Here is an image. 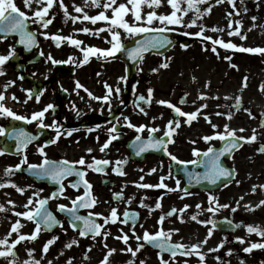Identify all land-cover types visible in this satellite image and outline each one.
Listing matches in <instances>:
<instances>
[{"label":"flooded vegetation","instance_id":"obj_1","mask_svg":"<svg viewBox=\"0 0 264 264\" xmlns=\"http://www.w3.org/2000/svg\"><path fill=\"white\" fill-rule=\"evenodd\" d=\"M260 2L221 0L217 3L216 0H209L206 5L201 4L200 9L201 12L211 9L208 14L214 30H218L219 10H225L224 6L228 5L226 24L238 25L244 36L255 38L253 46H248V41L244 42V46L264 48V4ZM105 3L99 0L100 6L95 5L89 16L105 11L102 7ZM117 6L115 3L105 11L110 17L108 21L93 23L84 18L74 20L66 14L57 15L54 2L45 17L51 23L45 28L37 22L32 9L20 3L19 8L30 17L35 37L29 55L17 48L16 38L0 35V56L8 57L0 64V94L4 96L0 104L11 109L16 116L27 118L17 119L0 110V128L4 129L0 134V158L4 157V162L12 164L11 168L18 171L21 180L34 184L33 188L40 197H34L33 211L39 207L38 201L46 200L44 208L49 209L59 222L58 228L47 232L49 241L53 242L48 244L46 256H41L44 261L39 264H46L48 257L47 264H69V261L70 264H101L110 249L115 251L108 257V264H162V259L169 264H231L233 252L227 246L232 243L240 247L239 239L232 236L244 230V226L237 223L238 228L234 232H222L211 225L216 218H238L232 215L228 197L216 194L229 185L209 192L191 189L185 194L184 181L174 170L180 161L196 160L195 152L199 151L200 145V140L195 138L200 126L198 101L190 99L189 88L182 81L190 78L192 85L195 82L202 85L197 73L209 58L214 59L215 53L207 50L203 43L217 48L212 40L205 37L217 39L218 36L185 34L179 27L170 29L168 31L182 32L173 48L178 49L177 55L172 53L173 49L162 55L145 54L139 66L128 76L127 67L117 52L107 55L103 51H89L90 48H112L113 31L119 32L122 45L141 34H129L127 30L111 24L113 9ZM147 12L148 7L141 11L142 17ZM124 19L129 24L137 23L129 11ZM243 22L249 30L243 28ZM137 26L146 27L147 24L141 21ZM148 27L152 28L151 25ZM84 28L89 31H82ZM55 36L70 39L57 41L53 38ZM73 40L82 43L76 45ZM226 52L235 55L230 48ZM242 52L245 54V51ZM250 55L256 58L257 66L261 68L264 52H250ZM120 63L124 65L123 82H118ZM164 64L167 67H163ZM109 86L113 89L110 95ZM149 89L152 90L151 95ZM105 95H109L108 101L96 99ZM141 96L145 99L140 100ZM161 100L170 103L160 104ZM49 104L53 107L48 108L43 117L31 119L34 113L43 111ZM170 105H175L184 113L197 112V116L189 122L187 116L177 113ZM169 121L173 122L171 126ZM140 126H144L142 130ZM170 129L171 135H165ZM26 137L28 142L22 144ZM137 137L146 139L144 145L154 149L140 160L132 155V149L138 145ZM161 139L165 141L164 145H149L150 141ZM106 143L108 146L104 148ZM41 148L43 153L39 151ZM172 156L177 159L173 160ZM81 158L85 161L83 165L77 163ZM45 159L68 161L75 170L65 175L61 181L62 191L55 196L56 189L49 183L39 182L24 172L31 165L42 164ZM98 161L108 163L98 164ZM16 165L20 167L16 168ZM77 172H83V176L77 175ZM85 181L90 187L85 186ZM161 182L167 187H155ZM73 184L77 186L73 187ZM145 184L153 187H142ZM117 193L120 195L117 196ZM78 197L83 198L85 206H77L75 214L101 225L98 233L89 232L81 236L84 221H74L77 225L74 228L73 213L61 210L60 205L71 209L72 202ZM227 202L228 207H223ZM80 203L77 201V205ZM157 204L161 206L157 208ZM185 205L188 207L185 208ZM113 209L117 210L114 222L111 217ZM173 209L176 211L173 212ZM125 213L128 215L125 216ZM161 217L164 218L162 223ZM161 230L169 234L162 239L185 245L187 254L185 249H177L175 256L163 253L143 239L145 232L154 235ZM125 234L128 236L127 243L120 238ZM217 238H221L222 242L214 248ZM69 244L72 246L68 247ZM194 244L200 245L196 251L192 250ZM129 248L133 251L139 248V251L133 255ZM238 255H244L243 251Z\"/></svg>","mask_w":264,"mask_h":264},{"label":"rangeland","instance_id":"obj_2","mask_svg":"<svg viewBox=\"0 0 264 264\" xmlns=\"http://www.w3.org/2000/svg\"><path fill=\"white\" fill-rule=\"evenodd\" d=\"M102 1L108 3V0ZM208 1L206 0L202 4L206 5ZM55 2L57 15L66 14L73 19L77 16L81 19L84 16L80 14L85 13L89 16L95 8L92 0H63V5H61L60 0H55ZM177 2L181 9L187 8V0H177ZM15 3L19 5L24 3V0H15ZM116 3L118 5L123 3L130 9L133 7L129 0H116ZM260 3L264 4V0H261ZM46 6V0L43 4L39 3L38 0H32L31 9L34 12L36 9ZM77 6L82 8L83 11L77 12ZM201 6L200 4L199 7L201 8ZM141 7H148V11H155L158 15L171 14L174 10L168 0H161L159 6L149 7L148 4H142ZM224 9L219 10L216 21L218 30H214L213 21L208 11H202V15L198 17L195 9L188 11L187 14L182 11L177 12V15L183 17V22L180 25H162L158 20H154L151 26L166 27L168 29H178L179 27L184 32L192 34L200 32L203 28L204 35H217V39H223L225 43L240 44L237 45L236 49L245 48V41H248V46H253L255 38L250 39L244 36L238 25L226 24L225 11L227 14L229 13L228 5H225ZM129 12L132 13V11ZM194 18L197 23L193 25L191 21ZM253 20L257 22L256 18ZM255 27L257 28V26ZM243 28L249 30V26L245 23ZM203 46L207 50L213 51L215 49V53L214 56L212 55L214 59L209 58L208 62L204 63L197 73V78L202 81V85L197 82L192 85L190 78H187L185 82L182 81L189 88L190 99L198 101L200 126L195 138L200 140L199 152L207 149L210 145H217L221 141L217 134L229 136L228 132L233 131L234 136L245 138V144L228 160V164L236 171L235 178L226 189L218 190L216 194L228 197L231 205L230 210L235 209L232 215L237 216V222L244 226V230L232 236L239 239L240 247L238 248L232 243L227 246V249L233 252L231 264H264V248L258 247L252 248L251 251H245L254 243L264 244V236L260 235V232L264 231V204L260 203L264 201V187H262L264 186V154L259 153L257 146L258 142H264V127L261 128L259 124L260 116L264 115V64L260 68L257 66L255 57L239 54H236L237 56L230 55L222 49L211 48L206 43H203ZM181 49L185 50L184 48ZM194 50L191 49V51ZM176 51L178 49L173 50L172 53L177 55ZM144 65L145 61L142 68ZM119 68L118 82H123L124 65L120 63ZM239 99L243 101L244 106L239 110H235L232 104ZM202 105L207 106L202 107ZM213 125H216V127H213ZM225 125H227V128H225ZM253 135L256 139L249 140L248 138ZM209 136L212 139H204V137ZM3 159L4 157L0 158V184H4V187H0V205H3V210H0V239H7L8 244L0 245V250L7 251L12 242L17 240L20 235L30 237L35 233L36 238L20 241L13 249V251L16 250L15 257H0V264H12L13 259H15L16 264H25V262L32 264L33 260L42 263L44 259L41 256L45 257L47 254V252H44V244L48 243L50 236L36 233V223L27 217L16 215V213L30 211L34 206V197L40 196L33 188L34 184L27 180H21L22 177L16 170L12 168L13 171L9 173L7 169L12 164L4 162ZM254 186L255 191H253ZM19 188L25 189L24 192H20ZM29 199L32 200V204H28ZM9 201L13 203L9 204ZM228 204L229 202L226 203V205ZM26 205L27 207H25ZM17 221L20 222L21 227H18L17 231L12 232L9 236L8 233ZM249 226L259 231L250 232L248 230ZM220 242H222V239L217 238L214 248ZM61 247L60 249H62ZM241 251L244 255L239 256L238 252ZM48 261L49 257L45 263L47 264Z\"/></svg>","mask_w":264,"mask_h":264},{"label":"snow or ice","instance_id":"obj_3","mask_svg":"<svg viewBox=\"0 0 264 264\" xmlns=\"http://www.w3.org/2000/svg\"><path fill=\"white\" fill-rule=\"evenodd\" d=\"M39 3L43 4L45 3V0H38ZM55 0H46V7L43 8H38L34 11L33 16L36 18L37 22L42 23L43 27H47L49 23H51V20H46L45 17L48 14V11L50 8L53 7ZM129 2L133 5L132 9H129L125 4L121 3L119 4L117 7H115L113 9L114 15L113 17H111V24L114 26H117L119 28H123L125 30H127V32L129 34H134V33H143V32H148V31H156V32H164V31H168L170 29L166 28V27H162V28H157V29H150L149 27H144V26H137L138 22H145L147 25H152L154 20H158L162 25H180L183 22V17L181 15H177L178 11H182L184 14H187L188 11L195 9L197 16L199 17L200 15H202L201 9L199 7L200 4L205 3L206 0H187V8L181 9L179 3L177 2V0H168V3L172 6V8L174 9L171 14H167V15H158L155 11H149L146 13V16L142 17L141 15V5L142 4H148L149 7H153V6H159L161 3V0H129ZM217 3H220L221 0H216ZM61 5H63V0H60ZM92 3L96 6H100L99 4V0H92ZM116 3V0H108V3H105L102 5V7L105 9V11L109 8H112V6ZM24 4L26 7L31 8L32 6V0H24ZM66 6H65V11H66ZM76 11L77 12H82L83 9L80 8L79 6L76 7ZM105 11H101L98 15L95 16H88L86 13L84 14V19L87 20H91L93 23H95L98 20H103V21H108L110 19L109 16H107L105 14ZM128 11H132L133 16H134V21L137 23H133V24H129L125 19L124 16ZM204 11H208L210 12L211 9L207 8ZM231 15V14H229ZM30 19V17L24 12L22 11L17 4L15 3V0H0V33H15V32H19L21 35V40L20 43H25L26 39L27 40H34V36L32 33L27 31V22ZM75 19H80L79 16L75 17ZM255 19V18H253ZM197 20L194 18L191 21V24H196ZM82 31L84 32H88L89 29L84 28L82 29ZM101 31H103V29H101ZM238 31V30H237ZM187 34V33H186ZM232 34V33H230ZM196 36H203V28L201 29L200 32L195 33ZM3 38H6L3 37ZM55 40L59 41L61 39H70V38H63L60 36H55L53 37ZM112 38H113V46L110 49H96V48H90L89 51H93V52H100L103 51L105 52L107 55H113L115 52L120 51V49L123 47V45L120 43L119 40V32L118 31H113L112 32ZM205 39L207 40H212L213 44H220L222 45L224 48L228 49V48H237V45L231 42L225 43V41L223 39H214L213 37H205ZM73 44L79 45L80 43H82L81 41L78 40H73L72 41ZM163 46V40H160L156 37H153L152 40L147 41L143 46L131 49L129 51V55L132 56L134 59L137 57L142 58V54L144 51H146L149 47H155V46ZM243 51H247V52H264V48H245L242 49ZM213 51H215V49H213ZM8 59L7 56H0V64H3L6 60ZM228 59H230V57H228ZM85 60H87V56H85ZM163 67H167V64L162 65ZM155 71V69H154ZM115 91H119V89H116ZM151 89H149V95H151ZM113 92V89L109 86L108 87V93L109 95ZM109 95H105L104 97H96V99H103L104 101H108L109 100ZM203 98V97H202ZM4 99V96L2 94H0V101H2ZM145 97L141 96L140 100H144ZM160 104H165V103H170V102H166V101H159ZM177 113H180L183 116H187L188 117V121L191 122L192 119H194L197 116V112L199 111V109L197 110V112H192V113H184L181 111L180 108L176 107L175 105H170ZM207 105H202V107H206ZM53 105L49 104L47 106V108H45L43 111L41 112H36L32 115L31 119L36 120L39 117H43L44 112L47 111L48 108H52ZM0 110H2L3 113H6L9 116H14L17 119H27L26 117L23 116H16V113H14L11 109H8L6 107H4L3 104H0ZM141 111H143V109H141ZM230 116V114H229ZM172 121H169V126L172 125ZM178 126V123H177ZM135 127V126H133ZM144 126H140V130L143 129ZM213 127H216V125H213ZM225 128H227V125H225ZM152 131H156V129H152ZM4 129L0 128V134H3ZM165 135H171V129L169 132H167ZM219 136V138L221 140H225L226 137L224 135H220L217 134ZM229 136H234V132L233 131H229L228 132ZM59 136V133H58ZM58 138V137H57ZM116 137H112V139H115ZM140 138L137 137V140H139ZM204 139L206 140H210L212 139V137H204ZM239 139L243 140L245 139L244 137H240ZM249 140H255L256 137L255 135H253L252 137L248 138ZM28 142L27 137L25 138V140H23L21 143L22 144H26ZM50 142H55V141H50ZM111 141H109L108 143H110ZM108 143H106L103 147L106 148L108 146ZM165 144V141L163 139L161 140H156V141H150L149 145L151 147H157V146H162ZM233 147H236V143L235 141H233V143L231 144V146L229 145H225V147L220 151L219 154H217L215 156V158L213 159V163H212V168L210 169V171L208 173H205V178H211L213 180V183H215V180L219 177V176H231L232 173L227 169V168H223L222 166L219 165V155H222L224 152H230L231 149ZM103 150V148H102ZM141 151H143V147H141L140 149ZM261 151H264V148L260 149ZM2 151V150H0ZM39 151L41 153H43V148L39 149ZM91 151V150H89ZM165 151H167V149L165 148ZM214 150L212 148L208 149V152L204 153L205 156H207L209 153H212ZM195 154L197 156L200 155L199 151H196ZM169 155L171 156V153H169ZM173 160H176L177 158L175 156H172ZM197 161L192 160V161H180V163H191V164H195ZM77 163L83 165L85 164V161L83 158H81L79 161H77ZM98 164H107L108 161H98ZM52 166V167H49ZM16 168H19L20 165H16ZM33 169H39L40 172L38 174H43V175H49L51 176L54 180H58L61 177L65 176V175H69L72 174L73 171H75L73 168H71L69 166V162L68 161H61L59 162V164H57L54 161H50L48 159H45L43 164L41 165H31L30 166ZM7 171L9 173H11L13 171V169L10 167L9 169H7ZM117 171H119V169H117ZM152 171H155V169H152ZM79 176H83V172H77L76 173ZM191 175V174H190ZM161 180L163 181V178H161ZM85 186L86 187H90V185L87 184V182L85 181ZM76 184H73V187H76ZM177 186H179V181H177ZM0 187H4V184H0ZM142 187H153V185H142ZM155 187H167V185L163 184V182H161L158 185H155ZM264 187V186H262ZM20 192H24L25 189L23 188H19L18 189ZM61 190H62V186H61ZM185 194L187 193V189H184ZM253 191H255V186L253 187ZM56 193H53V196H55ZM117 196H119L120 194L117 193ZM85 196H87V193H85ZM77 201H81V203L79 205H77ZM46 200H41L38 201L39 207H37L35 209V213H33V211H25L22 213H16V215L18 216H23V217H27L29 220L35 219L36 217H40L41 219L37 221V228H36V233H38L40 231V224L43 223L45 225H47L48 227L52 226V222L55 220V217L52 216V214L50 212L47 211L46 208H44V205L46 204ZM9 204L13 203L12 201L8 202ZM73 207L71 209H66L65 205H60L61 210H67L69 212L73 213V223H72V227H77L76 223L74 221L77 220H82L84 221V230H82L80 232L81 236H85L87 235L89 232L91 233H98L101 229V225L97 224L95 221L93 220H89V218L87 217H82L79 215H76V207L80 206L83 207L85 206V204L83 203V198L78 197L77 200H74L73 202ZM261 204H264V201L260 202ZM28 204H32V200L29 199ZM161 205L157 204L156 207L159 208ZM27 207V205L25 206ZM188 206L185 205V208H187ZM223 207H228V205H223ZM0 210H3V205H0ZM176 210L173 209V212H175ZM183 211V210H180ZM233 211H235V209H233ZM128 214L125 213V216H127ZM117 216V210L113 209L111 212V217L113 219V222L115 221V218ZM193 219H196L195 216L192 217ZM163 217L160 218L161 223L163 222ZM105 222L107 223V218H105ZM125 223H127V220L124 221ZM57 223H59L57 221ZM203 223V221H202ZM215 226V225H213ZM18 227H21L20 222L17 221L16 224H14L12 226L11 231L8 233V235L10 236L12 234V232L17 231ZM248 230L250 232L252 231H259L258 229H254L252 226H249ZM169 234L164 233L163 230H161L160 232L155 233L154 235L149 234L148 232H145L143 239L145 241L148 242H154L155 245L161 249V251L167 249L168 251H170L172 253L173 256H175L176 254V250L177 249H185V252L187 254V249L186 246L183 244H169L167 239H161V237H167ZM209 235H211V231H209ZM260 235L264 236V231L260 232ZM35 239L36 235L35 233L32 234L30 237H26L24 235H20L18 237L17 240L13 241L12 244L8 247L7 251H3L0 250V257H5L7 258L8 256H13L15 257V253L13 252V249L15 248L16 244H19L20 241L25 240V239ZM121 239L124 240L125 243H127L128 241V236L125 234L124 236L120 237ZM137 239H139V237H137ZM53 241H48L47 244H45L44 246V252L48 251V244H51ZM72 243H76V241H73ZM206 243V241H205ZM8 244V240L7 239H0V245H7ZM72 245L69 244L68 247H71ZM140 247H143V245H140ZM200 247L199 244H194L192 245V250L196 251L198 248ZM264 248V244H252L250 248H246L245 251H251L252 248ZM34 251V250H32ZM115 251V249H110L108 254L104 257V260L101 261V264H108V257ZM128 251H131L133 255L136 254V251H139V248L136 249L135 251H133L132 249H128ZM162 259V257H161ZM201 259H203V257H201ZM12 264H16L15 259H13ZM25 264H28V262H25ZM32 264H39V261L33 260ZM70 264V261H69ZM143 264V262H142ZM162 264H169L168 261H165L162 259ZM187 264V262H186Z\"/></svg>","mask_w":264,"mask_h":264},{"label":"water","instance_id":"obj_4","mask_svg":"<svg viewBox=\"0 0 264 264\" xmlns=\"http://www.w3.org/2000/svg\"><path fill=\"white\" fill-rule=\"evenodd\" d=\"M27 31L29 32L28 28ZM4 35L8 36V35H17L18 36V45L23 46L25 48H27L29 51L31 49V47H29L30 45V41L31 40H27L25 41V43H20L21 40V35L19 32H15V33H3ZM153 37H156L160 40H163V46H155V47H149L146 51L144 52H148V51H153V52H164L167 49H169V47H171V45L173 44L174 40L172 38L171 35L162 33V32H156V31H152V32H148L143 34L141 37H139L138 39H136V41L133 43V48H137L140 46H143L147 41L152 40ZM143 52V53H144ZM123 55V58L126 60V62L128 63L129 67H131V70L134 68V66L137 63V59L134 61L131 58H129L127 55ZM243 104L241 101H237L234 103V107L236 109H238L239 107H241ZM260 124L263 127L264 126V117H261L260 119ZM233 141H235L236 143V147H233L231 149L230 152H224L222 155H219V165L222 166L223 168H227L232 175L231 176H219L216 180L215 183H213V180L211 178H205V173H208L210 171V169L212 168V163H213V159L215 158V156L217 154L220 153V151L225 147V145H229L231 146V144L233 143ZM242 144V140L239 139L238 137H226L225 140H223V142L221 143V145L219 147H211L214 151L212 153H209L207 156L204 155V153H202L200 155V160L199 162H196L195 164H183L180 165L178 168L175 169L176 173L181 174L187 183V189L188 188H201V189H215L218 188L221 184L226 183L228 181H230L233 177H234V171L233 169L227 167V165L225 164L224 159L225 158H229L235 149H237L240 145ZM264 148L263 144L259 145V151L261 153H264V151H261L260 149ZM208 152V151H207ZM197 168H200V170L198 171ZM191 174V175H190ZM231 224V225H230ZM228 223V222H218L216 225V227H218L219 229H226V227H231L232 229H235V225L232 223ZM154 243V242H153Z\"/></svg>","mask_w":264,"mask_h":264}]
</instances>
